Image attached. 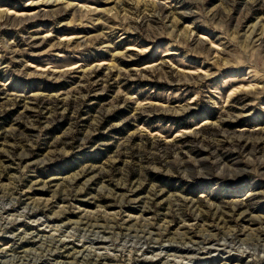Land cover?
Returning <instances> with one entry per match:
<instances>
[{
	"label": "rangeland",
	"instance_id": "obj_1",
	"mask_svg": "<svg viewBox=\"0 0 264 264\" xmlns=\"http://www.w3.org/2000/svg\"><path fill=\"white\" fill-rule=\"evenodd\" d=\"M0 264H264V0H0Z\"/></svg>",
	"mask_w": 264,
	"mask_h": 264
},
{
	"label": "bare ground",
	"instance_id": "obj_2",
	"mask_svg": "<svg viewBox=\"0 0 264 264\" xmlns=\"http://www.w3.org/2000/svg\"><path fill=\"white\" fill-rule=\"evenodd\" d=\"M93 220H96L94 217H92ZM76 225H78V228L81 227L80 225H82L81 227V230L82 229H85L86 227L88 228H92V229H97V228H101V226H98L96 224H88V223H85V222H81V221H78L76 222ZM88 228L86 230H88ZM99 233V232H98ZM66 246V244L62 243V247Z\"/></svg>",
	"mask_w": 264,
	"mask_h": 264
}]
</instances>
